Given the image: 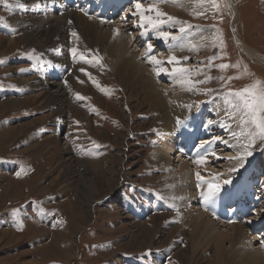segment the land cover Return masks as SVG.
Segmentation results:
<instances>
[{"label":"rangeland","instance_id":"374dc122","mask_svg":"<svg viewBox=\"0 0 264 264\" xmlns=\"http://www.w3.org/2000/svg\"><path fill=\"white\" fill-rule=\"evenodd\" d=\"M115 1L119 0L111 1L108 6H113ZM139 1H145V8L139 11H145V15L152 19H156L155 12H147V9L155 7L166 13L163 7L173 8L170 3L166 6V2L160 4L156 0ZM196 2L198 6L180 11L178 17L169 14L184 23L174 27L170 24L161 26L159 31L170 33L167 41L159 37L157 41H153L155 36H150L149 33L156 29L146 21L143 28L137 26L140 24V16L135 4L132 7L135 9L134 19L124 17L127 4L131 5L133 0L124 1L118 6L124 10L123 16L116 22L111 19L118 17V7L114 9L113 15L105 16L108 22L104 30H109L111 24L119 26L135 22L132 27L126 28L125 34L133 40L128 45L126 58H133L140 63L137 55L130 51L141 56L147 53L149 42H157L161 46L156 57H166L162 67L168 70V74L162 72L159 76L166 77V80L161 79L160 82L152 74L151 66H146V61L142 60L141 65H145L146 73L152 78L148 81L157 90L155 97L158 99L149 97L145 102L144 93L141 96L140 91H137L140 87L134 90L138 84V74L129 71L130 74L126 76L128 72H123L125 66H121L122 71L117 70L120 66L118 62L121 61L120 52L114 54L109 41L99 48L96 40L101 31L97 27V31L90 27L91 31L85 26V14L72 7L69 9L73 13H59V4H64L60 0H7V4L0 2V61H4L0 64V264H217L216 246L206 240L196 243L192 239V231L202 220L195 218H204L205 208L210 204L205 203L199 193L208 188L204 187L206 182L213 177L221 178V182L227 179L231 185L233 182L230 179L243 178L237 167H233L236 170L231 177H226L233 171L227 169L232 165V161H229L232 158H224L238 155L232 147L234 140L237 148L240 147L231 132L239 122L237 120L238 123L232 124L231 130L223 127L226 128L223 135L217 134L218 138L225 137L223 141L230 144L229 149L222 152L225 155L222 160L209 159L205 168L192 169V186L188 193L190 199L186 202L188 204H182V199L172 194L171 190L183 186L184 182L178 171L184 164L193 166L194 156L182 152L178 154L182 156L178 159L174 155L176 151L171 155V140L168 138L171 135L167 134L165 138L162 136L164 124L160 119L163 115L172 125L176 124L171 117L174 113H181L183 110L189 114L194 113L203 103L210 102L206 113L214 114L220 125L231 124L225 115L223 97L217 93L241 90L252 85L264 88V65L253 61L240 45L243 40V43L264 54V0ZM19 3H23L25 7H17ZM37 4L40 6L36 7ZM206 6L208 11L205 10ZM68 15L76 18L72 29L64 22ZM181 27L185 28V32H179ZM210 30L211 37L207 36ZM73 32L77 35L73 36ZM142 36H146L145 40L148 42L140 44ZM172 36L177 39H171ZM151 46L155 48V44ZM71 49H76L75 54ZM151 52L152 50L146 57ZM178 52L180 53L177 54ZM173 55L182 61L180 65L174 64L175 62L167 63ZM184 57L189 59L183 60ZM220 64H227L229 67L221 69L218 67ZM152 66L155 67V64ZM173 67L190 70L184 77L186 83L179 84L183 86L175 101L169 99L170 88L167 87L168 83L164 84L170 78L173 82L180 83L170 75ZM82 68L91 76L80 71ZM207 74L211 75V79H206ZM187 80L206 82L195 84L193 91H189ZM206 89L213 91L205 94ZM78 94L83 99H79ZM160 101L161 106L152 109L151 106ZM206 124L207 121L203 120V126ZM214 124L217 125L216 122ZM209 128L210 126L204 127L209 130L208 133H213ZM180 131L176 139L183 142L189 135L187 129ZM200 131L202 128H199L198 132ZM240 131L246 134L248 129L241 128L238 133ZM201 137H194L193 142L203 139ZM198 142L201 144L203 141ZM209 143L212 144L215 155H218L217 142L216 145L215 141ZM194 146L195 143L192 147ZM160 149L164 162L151 156ZM246 151H251L252 155H244ZM244 154L242 153L244 158L241 160L242 173L247 175L253 169L252 166L257 170V163L264 168L263 163H259L264 158V141L256 140L252 148L244 149ZM209 155L214 156L211 153ZM165 162L168 164L165 165ZM172 169L177 174L178 183L169 179ZM94 170L103 171L107 183H102L100 188L97 186L96 194L92 196L85 184L94 181L97 185L100 182L94 177ZM256 170L249 174L256 176V182L252 181L254 184L249 186L254 199L258 200L257 197L263 191L261 189H264V169ZM242 186V192L248 189L246 185ZM232 194L229 193V199L233 198ZM224 199L225 197L213 200L211 203L214 211L207 212L208 218L213 222L216 219L218 221L215 233H226V229L231 230V223L234 222H225L217 217L215 211L221 206L219 215L222 216L226 206H230L233 210L229 216L234 219H238L241 212L246 211L247 217L243 214L236 221L243 222L239 224L245 231L242 239L236 246L231 245L235 241L232 231L226 240V248L232 250L233 255L248 253V256L238 259L250 257L251 252L263 253L264 211L259 210L263 209L260 207L262 201L255 205V200H247L246 197L242 200L236 197L226 203ZM259 199L262 200L261 197ZM176 201H179V206L174 203ZM246 201L255 205L251 211H248L250 205ZM163 204L170 208H163ZM128 205L138 207V211L144 208L148 211V218L134 220L127 214ZM183 206L188 208L183 210ZM235 206H239L238 211H234ZM14 210L18 211L14 213ZM192 216L193 220L190 218ZM257 221L258 232H255ZM241 244L246 249H242L243 246L241 251ZM149 251L151 254H148ZM227 260L224 264H235Z\"/></svg>","mask_w":264,"mask_h":264},{"label":"bare ground","instance_id":"6f19581e","mask_svg":"<svg viewBox=\"0 0 264 264\" xmlns=\"http://www.w3.org/2000/svg\"><path fill=\"white\" fill-rule=\"evenodd\" d=\"M53 1V0H52ZM124 1H129V0H119V3L117 4L116 2H114L112 5L114 6V7H118L122 2H124ZM134 1V3H132L131 4V6H129L128 8H127V13H125L124 12V17L125 16H129L130 18L132 17V19H134V16H133V11L135 10V9H133L132 7H133V5L136 3V1L135 0H133ZM157 1V0H156ZM188 1V2H187ZM178 0V2H176V3H173V2H171V0H168V3L166 2V6L170 3V4H172L173 5V8H171V7H163V9H165L166 10V13H168V15L170 14V15H174V16H177L178 14H179V12L180 11H182V10H186V9H191L192 7H196V6H198V4H197V2H196V0ZM118 2V1H117ZM138 2H140L139 0H138ZM151 2H153V1H151ZM57 3V2H56ZM112 3V2H111ZM110 3V4H111ZM141 4H142V8L141 9H143V8H145V7H143L144 6V4H145V1L144 2H140ZM186 3V4H185ZM187 3H189V4H187ZM109 4V3H108ZM108 4H102L103 6H104V8H106V7H108ZM157 4V3H156ZM155 4V5H156ZM161 4V3H160ZM159 4V5H160ZM169 4V5H170ZM159 5H157V6H159ZM208 5V4H207ZM94 6H98V8L99 9H101V11H99V9H97V13H101L102 12V8L99 6V5H97V4H95ZM58 7H61V9H58L59 10V13L61 12H65V14L67 13V12H72L73 13V10H71V9H69V8H67L64 4H59V6ZM117 9V8H116ZM118 9H119V7H118ZM175 9H181V10H175ZM55 10V9H54ZM83 10L84 11H86V9L85 8H83ZM205 10H209V8H208V6H206L205 7ZM235 10V9H234ZM28 11H30V10H28ZM32 12V11H31ZM37 12V11H36ZM30 13V12H29ZM29 15V14H28ZM73 15V14H72ZM82 15V14H81ZM113 15V14H112ZM236 15V14H235ZM108 16V15H107ZM147 17V16H146ZM178 17V16H177ZM27 18V17H26ZM60 18V17H59ZM97 18V19H96ZM111 18H113V17H111ZM35 19V18H34ZM76 18L75 17H70V15H68V16H65V20H64V22L66 23V25L68 26V28H71V27H74V25H73V22H74V20H75ZM82 19H83V17H82ZM31 20V19H30ZM135 21V20H134ZM13 22H15V21H13ZM107 20H105V19H98V17H86L85 19H84V24H85V26L86 27H91V28H93V29H100V31L101 32H98V34H100V37L99 38H97V40H96V43L99 45V48L101 47V46H103L104 45V43H108V41L110 42V45H111V47L113 48V53L114 54H116L118 51L120 52V56H119V58L121 59V61L120 62H118L119 63V67L117 68V70H121L122 71V69H121V66H125V68H123V72H128V73H126V76L127 75H129L130 73H129V71H131V72H133V71H135L137 74H138V77H137V80H136V82L138 83L137 84V87L135 86L134 87V90H136V89H138V86L140 87V89H138L137 91L139 92L140 91V94L141 93H144V102L146 101V98H149V97H152V98H154L155 100H157L158 101V99H156V97H155V91L157 92V90L153 87V86H151V84H150V82L148 81L149 79H152V78H150V76H149V74H147L146 73V69L144 68V66L146 65V66H151L150 67V70H152V74L158 79L159 78V81L160 82H162V80L160 79V77L157 75V70H158V68H155L154 66H152V65H154L153 63H150L149 62V60L148 59H146V55H147V53L150 51V50H152V49H149V47H148V51H147V53H144V55H141V56H139L138 54H136L134 51H130V52H132V53H134L135 55H137V58H138V61L140 62V63H137L133 58H126V54H127V52L129 51V50H127L128 49V45L129 44H131L132 42H133V40H132V38L129 36H127L125 33H126V28H129V27H132V25L133 24H135V22H131V23H129V24H127V25H119V26H115V25H113V24H111L110 25V27H109V30H104L103 28H105L106 26H107ZM127 22V21H126ZM16 23V22H15ZM30 23V22H29ZM81 23V22H80ZM140 23H141V20H140ZM32 24V23H31ZM30 24V25H31ZM50 24V23H49ZM52 24V23H51ZM57 24V23H56ZM83 24V25H84ZM100 24H102V25H100ZM29 25V26H30ZM98 25L100 26V27H98ZM57 26V25H56ZM61 27V26H60ZM97 27V28H96ZM137 27V26H136ZM90 28V29H91ZM123 28V29H122ZM24 29H25V27H24ZM50 29V28H49ZM72 29V28H71ZM136 29V28H135ZM50 30H52V29H50ZM49 30V31H50ZM61 30V29H60ZM94 30V31H95ZM197 30H199V29H197ZM28 31V30H27ZM91 31H93L92 29H91ZM97 31V30H96ZM45 32V31H44ZM66 32V31H65ZM151 32V31H150ZM156 32H157V34H156ZM200 32V31H199ZM27 33V32H26ZM35 33H37V32H35ZM96 33V32H95ZM210 33H211V30H210ZM210 33H208V35L207 36H209V37H211L212 36V33L210 34ZM30 34V33H29ZM33 34V33H32ZM54 34V33H53ZM93 34H94V32H93ZM198 34V33H197ZM40 35V34H39ZM47 35V34H46ZM149 35L151 36H155L152 40L153 41H157V38L159 37V35H158V31L157 30H154L153 32H151V33H149ZM200 35V34H199ZM30 36V35H29ZM28 36V37H29ZM36 36V35H35ZM40 36H42V35H40ZM63 36V35H62ZM71 36V35H70ZM98 36V35H97ZM127 36V39L125 38ZM150 36H149V38H150ZM204 37H205V35H203ZM52 37V36H51ZM82 37V36H81ZM136 37V36H135ZM144 37V38H143ZM44 38V37H43ZM69 38V37H68ZM95 38V37H94ZM93 38V39H94ZM145 38H146V36H142V41H140V44H142L143 42L145 43V42H148V40L146 41L145 40ZM160 38V37H159ZM208 38V37H207ZM35 39V38H34ZM41 39V38H40ZM47 39V38H46ZM46 39H44V40H46ZM52 39H54V38H52ZM190 39V38H189ZM194 39V38H193ZM196 39H197V37H196ZM203 39V38H202ZM13 40V39H12ZM33 40V39H32ZM48 40H50V39H48ZM47 40V41H48ZM198 40V39H197ZM211 40V39H210ZM209 39H208V41H210ZM17 41V40H16ZM36 41V40H35ZM202 41H204V40H202ZM240 41V40H239ZM243 41V40H242ZM242 41H240L241 42V48H242V50L245 52V54H247V56H249V57H251L252 59H253V61L255 60L257 63H259V64H261V65H264V54H262L261 52H259V51H257V50H255V49H253V48H251V47H249V45L246 43H243ZM54 42H56V41H54ZM64 42V41H63ZM194 42V41H193ZM201 42V41H200ZM16 43V42H15ZM35 43V42H34ZM46 43V42H45ZM95 43V42H94ZM135 43H136V41H135ZM150 43V42H149ZM149 43L147 44V45H149ZM49 44H50V42H49ZM63 44V43H62ZM156 45L157 44V42H155V43H151L150 45ZM14 45V44H13ZM186 45V44H185ZM201 45V44H200ZM59 46H61V45H59ZM105 47H106V44H105ZM136 47H139L138 46V44H136ZM155 47V46H154ZM153 48V47H152ZM201 48V47H200ZM154 49V48H153ZM185 49H187V48H185ZM56 51V50H55ZM107 51H108V49H107ZM50 52V51H49ZM129 52V53H130ZM167 52H169L168 50H167ZM181 52H184V51H181ZM186 52V51H185ZM180 52H178L177 54H179ZM49 56V55H48ZM149 56V55H148ZM156 57V56H155ZM168 57V56H167ZM166 58V57H165ZM163 56L162 57H159V56H157L156 57V59L158 60V61H162V62H164V61H166V60H164L165 59ZM178 58V57H177ZM117 59V58H116ZM181 59V58H180ZM118 60V59H117ZM142 60H144V61H146V63H144L145 65L144 66H142L143 65V61ZM57 62V61H56ZM55 62V63H56ZM184 62V61H183ZM165 63V62H164ZM163 63V64H164ZM186 63V62H185ZM184 63V64H185ZM142 64V65H141ZM174 64H176V62L174 63ZM181 64V63H180ZM179 64V65H180ZM163 66V65H162ZM184 66V65H183ZM112 67H114L113 69L115 70L116 68H115V65H113ZM174 67H176V65H174ZM173 67V68H174ZM33 68V67H32ZM166 68H168V67H166ZM190 68V67H189ZM57 69V68H56ZM36 71V70H35ZM38 71V70H37ZM168 71V70H167ZM121 72H119V74H120ZM162 73V72H161ZM170 73V72H169ZM133 74V73H132ZM163 74H165V73H163ZM162 74V75H163ZM206 74V73H205ZM134 75H135V73H134ZM191 75V74H190ZM168 76V75H167ZM134 77V76H133ZM195 77H196V75H195ZM204 77V76H203ZM206 77L208 78V77H211V75H209V74H207L206 75ZM136 78V77H135ZM148 78V79H147ZM191 78V77H190ZM201 78V77H200ZM133 79V78H132ZM184 79V78H183ZM134 80V79H133ZM185 80V79H184ZM189 80V79H188ZM188 80H187V82H188ZM154 81H156V80H154ZM186 81V80H185ZM204 81V80H203ZM22 82V81H21ZM132 84H134L133 82H131ZM166 83H168V85L166 84ZM164 84L165 85H167V87L168 88H170L169 89V91L171 92V94L169 95V99L171 100V101H175L176 100V98H178L177 97V95L178 94H180V92H181V86H183V85H181V86H179V84H181V83H175V82H173L172 80H171V78H170V80H168V81H164ZM163 84V85H164ZM188 84V83H187ZM189 86H190V84H189ZM187 88V87H186ZM198 88V87H197ZM153 92H152V91ZM184 91V90H183ZM193 91V90H192ZM168 93V92H167ZM188 93V92H187ZM164 94V93H163ZM182 94V93H181ZM189 94V93H188ZM43 95V94H42ZM42 95H40L41 97H42ZM48 95V94H47ZM51 95V94H50ZM143 94H141V96H142ZM168 95V94H167ZM57 96H59V94H57ZM158 96H159V94H158ZM28 97V96H27ZM34 97V96H33ZM162 97V96H161ZM57 98V97H56ZM152 98H151V100H152ZM165 98V97H164ZM35 99V98H34ZM59 99V98H58ZM161 99V98H160ZM159 99V100H160ZM43 100V99H42ZM46 100V99H45ZM49 100V99H48ZM65 100V99H64ZM178 100V99H177ZM198 100V99H197ZM35 101V100H34ZM33 101V102H34ZM39 101H41V99L39 100ZM47 101V100H46ZM153 101V100H152ZM38 102V101H37ZM184 102V101H183ZM27 103H29V102H27ZM50 103V102H49ZM198 103V102H197ZM222 103V102H221ZM161 104V101L160 102H158L155 106H151V107H153L152 109H158L159 108V105ZM209 104H211L210 102H208V103H206V104H202L201 106H200V108L197 110V111H195L194 113H186V112H184V110L181 112V113H174L173 114V116H171V117H173L174 119L173 120H175L177 123L176 124H171V121L170 120H168L167 119V117H164L163 115L161 116V121L163 122V124H164V126H163V128H164V130H163V132H162V136L165 138V135H167V134H169V135H171L170 137H168V138H170V140H171V155H173L174 154V152L176 151V154H174V155H176L177 157H178V159H180V157H182V156H178V154L180 153H182V152H185L186 154H189V156H194L193 158V161L195 162V164L193 165V166H190L188 163L187 164H184V165H182L183 166V168L180 170V171H178L179 173V175H180V178H181V180L184 182L183 183V186L181 185V186H178V187H175L176 189H173V190H171V192H172V194H174V195H176L178 198H181L182 200H180L181 202H182V204H183V202L184 203H186L187 201H188V199H190V196L188 195V193H190L191 191H190V189H191V186H192V181H191V171H192V169L195 167L197 170H199L200 169V167L202 168V167H204L205 168V166H207L206 164L208 163V162H210V160L209 159H214V160H216V161H218V159L219 158H221V160H222V158L225 156L224 154H222V152H224V151H226V149L228 148V146H230V144H227V143H224V139L223 138H225V137H223V138H221V136H220V138H218L217 137V134H219L220 133V135H223L224 134V130H226V128L224 129L223 127H221L220 126V124H219V122L220 121H218L219 119L217 118V117H215L214 116V114H210V112L209 113H206V111H207V109H208V107H209ZM196 105V104H195ZM10 106V105H9ZM62 106H64V104L62 105ZM150 106V105H149ZM161 106V105H160ZM65 107V106H64ZM167 107H168V109H171V106L169 107L168 105H167ZM205 107H207V109L205 108ZM9 108V107H8ZM67 108V107H66ZM176 108V107H175ZM179 108V107H178ZM190 108V107H189ZM197 108V107H196ZM7 109V108H6ZM151 109V110H152ZM174 109V108H173ZM182 110V109H181ZM180 110V111H181ZM191 110V109H190ZM217 110V109H216ZM173 111V110H172ZM154 112V111H153ZM159 113V112H158ZM173 113V112H172ZM197 113H200V118H199V121L201 122V121H203V120H206L207 122L208 121H212L213 123L211 124V125H209L210 126V128H211V131L213 132V133H208L209 132V130L208 129H203L202 131H200V132H195V133H193V129H194V123H193V121L195 120V117H196V114ZM214 113H216V112H214ZM222 113V112H221ZM204 114V116H202ZM218 114V113H217ZM220 114V113H219ZM170 115V114H169ZM168 120V121H167ZM195 121H197V120H195ZM161 122V123H162ZM198 122V121H197ZM200 122H198V124H200ZM214 122H216V126H214L215 124H214ZM238 123V122H237ZM191 125L192 126V130L188 127L187 128V126L188 125ZM238 125V124H237ZM235 126V129H234V131L235 132H237L238 133V130L239 129H241V127L239 128L238 126ZM205 127V126H204ZM207 128V127H206ZM209 128V129H210ZM187 129V132H184V133H187L188 135H189V137H187V139H185L183 142H181V141H177V139L176 138H178L179 136H178V134H179V132H181L180 130H186ZM201 130V129H200ZM242 131H240L239 133H241ZM243 133V132H242ZM186 134V135H187ZM203 135V136H202ZM185 136V135H184ZM202 136V137H201ZM194 137H201V138H203V139H198V141H203L201 144L196 140L195 141V146L194 147H192V145H193V139H194ZM167 138V139H168ZM167 139H165V140H167ZM181 139V138H180ZM189 139V140H188ZM240 139L242 140V136L240 137ZM164 140V139H163ZM215 141V145H216V142H217V148H218V155H214V156H211V155H206L205 156V159H206V163H203V164H201V163H197V159H200V155H198V150H200L201 151V153H202V148H203V146L202 145H204V144H206V143H209V142H214ZM236 140H234V142L232 143V147H233V149L235 150V152H237V154L238 155H229V156H225L224 158L226 159V158H228L229 159V157L230 158H232V159H230L229 161H232V165L230 166V167H227V169L228 168H230L231 170H233V167H237V169L238 170H240L238 173H240L241 172V174H242V176H243V178H242V180H239L238 178L239 177H237L236 175V177H237V179L235 178V179H230L231 180V182H233V183H231V186H233V189L231 190V192L233 193L232 195H233V198L232 199H234V198H239V200H242L243 199V197H246V199L247 200H249V199H252V200H255L254 199V195L252 194V191L250 190V184L252 183V184H254L253 182H256V176L255 177H252L251 175H249L250 174V172L252 171V170H256V168H254V166H252L253 167V169L251 170L250 169V171H249V173H247V175L245 174V173H242L243 172V166H242V164H241V160L242 159H240V157L242 156V153L244 154V149H242L241 147L240 148H237V143L235 142ZM163 142V141H162ZM191 143V144H190ZM160 144V143H159ZM161 145H164V144H161ZM236 145V148L234 147ZM232 147H230V148H232ZM161 148V147H160ZM166 148V147H165ZM167 149V148H166ZM229 149V148H228ZM165 151V150H164ZM167 151V150H166ZM228 151V150H227ZM154 152V151H153ZM235 152H234V154H235ZM225 153H227V152H225ZM217 154V153H216ZM227 155V154H226ZM153 158H156L157 159V161L159 160V162L160 161H162V162H164V158H163V152H162V149H160V150H157L156 152H154L152 155H151ZM263 156V155H262ZM261 156V157H262ZM187 157H188V155H187ZM184 158H185V156H184ZM192 158V157H191ZM188 159H189V157H188ZM154 160V159H153ZM185 160H186V158H185ZM191 160V159H190ZM213 160V161H214ZM220 160V159H219ZM259 160V159H258ZM180 162H181V160H179ZM189 161V160H188ZM215 161V162H216ZM212 162V161H211ZM258 162V161H257ZM256 162V163H257ZM260 162H262L263 163V165L262 166H264V158L262 157L260 160H259V163ZM182 163V162H181ZM214 163V162H213ZM158 164V163H157ZM165 165L166 164H168V162H165L164 163ZM209 165V164H208ZM161 166V165H160ZM222 167V166H221ZM162 168V167H161ZM220 168V167H219ZM226 168V167H225ZM164 169V168H163ZM179 169V168H178ZM260 169H264L263 167H261L258 163H257V170H260ZM208 170V169H207ZM221 170V169H220ZM223 170V169H222ZM236 170V169H235ZM235 170H233L230 174H227L226 175V177H231L232 176V173L235 171ZM256 170V171H257ZM225 169H224V171H223V173H225ZM198 172V171H197ZM215 172H216V170H215ZM236 173V172H235ZM93 175H94V177H96L97 178V180H99L100 182L97 184V185H95L94 184V181H89V182H87L86 184H85V188H87V187H89V189H87L88 190V192H89V194H91L92 196H94V194H96V190H95V188H97V186H98V188H100V186L102 185V183H107V181L105 180V176H106V174H104L103 173V171H97V170H94L93 171ZM166 175V174H165ZM164 175V176H165ZM240 177H241V175H240ZM165 178V177H164ZM232 178H234V177H232ZM169 179L172 181V182H174V183H178L177 181H178V178H177V174H176V172L174 171V169H172V171H171V173H169ZM206 179V178H205ZM210 179V178H209ZM221 178H213L212 177V179H210L208 182H211L212 184H215V185H218V186H220V188H221V191L216 195V197L217 198H219V199H221L222 197H225V199H224V203H226V202H230L231 200L230 199H228L227 198V194H228V192H229V184H227V185H225L224 184V182H221V180H220ZM223 179V178H222ZM92 180V179H91ZM166 180H167V178H166ZM169 180V181H170ZM233 180V181H232ZM224 181V180H223ZM253 181V182H252ZM167 183V182H166ZM257 184V183H256ZM260 184V183H259ZM178 185V184H177ZM242 185H246L247 187H248V189H246L244 192H242V188L244 187V186H242ZM264 185V184H263ZM107 186H108V184H107ZM110 186H111V184H110ZM206 186H208V184L206 183V185L204 186L205 188H206ZM102 187V186H101ZM252 187V186H251ZM260 187V186H259ZM263 187V186H262ZM261 188V187H260ZM12 189V188H11ZM204 189V188H203ZM261 190H263V191H261V193H260V197H261V199L262 200H260L259 198L260 197H257V199L260 201V203H261V201H262V205L260 206V207H262L263 209H259L261 212H263L264 211V189L262 188ZM12 191V190H11ZM255 191H256V189H255ZM207 193L208 192V188L206 189V190H200L199 191V193H200V195H201V193ZM220 193H223V195L221 196L220 195ZM195 194V193H194ZM198 194V193H197ZM258 194V193H257ZM263 195V196H262ZM202 196V195H201ZM202 198H203V196H202ZM195 199V198H194ZM198 199V198H197ZM216 198H214L213 200H215ZM213 200L212 201H210V204L205 208L206 210H205V213H203V216H204V218H202V217H200V218H195V219H197V220H200V219H202L198 224H197V226L195 227V228H193V233H192V236H193V241H196V243H198V244H200V243H202L204 240H206V241H210V242H212L213 244H214V246H216V259H215V261L217 262V264H224V262L227 260V262H229V263H231L232 261L235 263V264H264V252H263V250H262V252L263 253H261V251H260V253H255V252H251L249 255H250V257H248V258H246V259H238V258H241V257H246V256H248V253H239V254H236V255H233L232 254V250H229V249H227L226 248V240L231 236V232L233 231L234 232V237H235V241L233 242V243H231V245H233L234 244V246H236V243H238V242H240V240L242 239V236H243V233L245 232L244 231V227H242V225H239V224H241V223H243V222H241V223H236V221H234V222H232L231 224H233V226L230 228L231 230H229V229H226L227 231H226V233H220V234H217V233H215V228H217L218 227V221H217V219L215 220V222H213L212 221V219L211 218H208V215H207V212L208 211H214L212 208H213V206H212V203H213ZM252 200H250V201H252ZM91 201V200H90ZM196 201V200H195ZM179 201H176V202H174L175 204H179L178 203ZM212 202V203H211ZM237 202V201H236ZM195 203V202H194ZM223 203V204H224ZM259 203V204H260ZM181 204V205H182ZM186 204H188V203H186ZM232 204H235V203H232ZM236 205V204H235ZM179 206V205H178ZM237 206V205H236ZM235 206V207H236ZM180 207H182V206H180ZM184 208H183V210H186L188 207H186L185 208V206H183ZM222 207V206H221ZM221 207L218 209V210H220L221 209ZM218 208V207H217ZM238 208H239V206L238 207H236L235 208V210L234 211H238ZM245 208V207H244ZM182 210V209H181ZM218 210L217 211H215L216 212V215H219V212H218ZM240 210V209H239ZM246 210V209H245ZM254 211V210H253ZM235 213V212H234ZM249 214H251V213H249ZM259 214V213H258ZM198 215V214H197ZM214 215V214H213ZM252 215V214H251ZM180 216H182V217H184V214L183 213H180ZM212 216V215H211ZM233 216V215H232ZM263 216V215H262ZM230 217V216H229ZM189 218V217H188ZM191 218V220H193L194 218H193V216L192 217H190ZM245 218V217H244ZM248 219V218H247ZM245 220H246V218H245ZM250 221V220H249ZM190 222V221H189ZM251 222V221H250ZM258 223H259V221H257ZM235 223V224H234ZM252 228V227H251ZM256 228V227H255ZM191 243V242H190ZM250 245V244H249ZM191 246V245H190ZM192 246H194V243H193V245ZM200 246H202V245H200ZM213 246V247H214ZM239 246V245H238ZM244 245H242L241 244V246H240V249H241V247H243ZM231 247V249L233 248L232 246H230ZM249 247V246H248ZM238 248V247H237ZM252 248V247H251ZM242 249H246L245 248V246L242 248ZM242 249H241V251H242ZM66 253V252H65Z\"/></svg>","mask_w":264,"mask_h":264},{"label":"snow or ice","instance_id":"6c2138e0","mask_svg":"<svg viewBox=\"0 0 264 264\" xmlns=\"http://www.w3.org/2000/svg\"><path fill=\"white\" fill-rule=\"evenodd\" d=\"M0 2H3L7 4V0H0ZM167 2V0H157V3H164ZM173 3L178 2V0H172ZM213 3H215V0H212ZM40 5L37 4L36 7H39ZM19 8H24L25 5L23 3H19L17 5ZM135 8L139 11L142 8V4L140 2L135 3ZM147 12H155L156 19H152L151 17H146L145 11H139V16L141 23L137 25L138 27L143 28L145 26V21L148 25H150L153 29H156L158 31V35L160 38H163L164 40H169L170 33L167 31H159L161 26L164 24H170L171 26H175L176 24H183V21L177 20L175 17H172L170 15H167L166 13H163L159 11L155 7H151L146 10ZM166 17V19H165ZM189 27H191L189 25ZM15 32V29L12 30ZM179 32L183 33L185 32V28L181 27L179 28ZM73 36H76L77 34L75 32L72 33ZM171 39L175 40L177 39L175 36H172ZM149 49H151V45H148ZM73 54H75L76 49L70 50ZM146 59H149L151 62H153L156 66L159 67V71L157 72V75L159 76L161 72L167 73V70L162 67L163 63L162 61H158L154 55L146 57ZM188 57H184L183 60H188ZM212 59H215L213 57ZM173 62H176L177 64L182 63L181 60H178L176 56H172L167 63L171 64ZM4 61H0V64H3ZM221 69H226L229 67L227 64H220L218 66ZM80 71L85 72V70L82 68ZM202 71V70H200ZM190 72L189 69L185 68H173L170 75L177 79L180 83H186V81L183 79L188 73ZM86 75L91 76L90 73L85 72ZM206 79H211V77H208ZM232 79V78H228ZM206 81H195L191 82L188 81L190 84L188 90L192 91L195 84L204 83ZM213 90H205V94H208L209 92H212ZM217 95L223 97V103L225 105V115L228 117V120L231 121V124H221V127H226L227 129L231 130L232 124H235L238 120V127L241 128H247L248 131L246 134L244 133H237L235 131H232L231 134L233 137L237 138L238 146L242 149H250L254 146L256 140L264 141V88H258L256 85H252L251 87L246 86L244 89L241 90H229L227 92H220L217 93ZM79 99H83V97H80L78 94ZM219 107V106H218ZM213 122L208 121L205 127L211 125ZM243 137V140L240 139V137ZM224 143H227L224 141ZM211 153L212 155H215L214 150L212 149V144L208 143L202 148V153L200 150H198V155H200V159L197 160V163H206L205 156ZM246 156H251V151H246ZM244 157L241 156L240 159H243ZM19 175V173H17ZM197 176L199 177V173H197ZM201 183H204L201 181ZM208 184V192L207 193H201V195L204 198L205 203H209L212 201L216 195L221 191L220 186L212 184L211 182H206ZM230 181L225 179L224 184H229ZM198 183V187H199ZM18 210H14V213ZM148 254H151L150 251Z\"/></svg>","mask_w":264,"mask_h":264}]
</instances>
